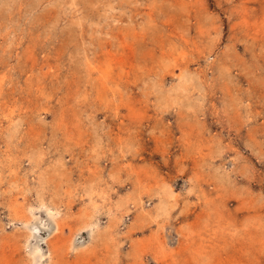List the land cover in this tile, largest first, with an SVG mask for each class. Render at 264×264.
I'll return each instance as SVG.
<instances>
[{"label": "rangeland", "instance_id": "374dc122", "mask_svg": "<svg viewBox=\"0 0 264 264\" xmlns=\"http://www.w3.org/2000/svg\"><path fill=\"white\" fill-rule=\"evenodd\" d=\"M0 264H264V0H0Z\"/></svg>", "mask_w": 264, "mask_h": 264}, {"label": "bare ground", "instance_id": "6f19581e", "mask_svg": "<svg viewBox=\"0 0 264 264\" xmlns=\"http://www.w3.org/2000/svg\"><path fill=\"white\" fill-rule=\"evenodd\" d=\"M32 249V248H31ZM32 260V259H31Z\"/></svg>", "mask_w": 264, "mask_h": 264}]
</instances>
